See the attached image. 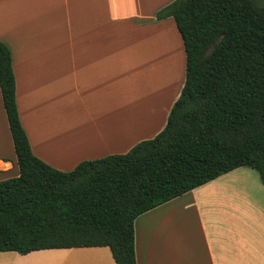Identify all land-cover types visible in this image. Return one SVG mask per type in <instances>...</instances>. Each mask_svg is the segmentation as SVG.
<instances>
[{
    "label": "crops",
    "instance_id": "1",
    "mask_svg": "<svg viewBox=\"0 0 264 264\" xmlns=\"http://www.w3.org/2000/svg\"><path fill=\"white\" fill-rule=\"evenodd\" d=\"M173 1L0 0V40L11 51L19 119L35 156L69 171L166 126L186 79L177 23L157 16ZM18 175L0 89V180ZM134 229L136 264H264V184L238 167L140 214ZM2 254L116 264L107 246Z\"/></svg>",
    "mask_w": 264,
    "mask_h": 264
},
{
    "label": "trees",
    "instance_id": "2",
    "mask_svg": "<svg viewBox=\"0 0 264 264\" xmlns=\"http://www.w3.org/2000/svg\"><path fill=\"white\" fill-rule=\"evenodd\" d=\"M186 79L166 126L125 153L61 171L35 156L21 125L11 51L0 40V89L19 175L0 180V252L110 248L136 264L134 221L241 166L264 184V0H175Z\"/></svg>",
    "mask_w": 264,
    "mask_h": 264
},
{
    "label": "rangeland",
    "instance_id": "3",
    "mask_svg": "<svg viewBox=\"0 0 264 264\" xmlns=\"http://www.w3.org/2000/svg\"><path fill=\"white\" fill-rule=\"evenodd\" d=\"M161 30H163L164 29V31L165 32H167V27H162L161 26ZM177 63H178V66H177V64H176V67H173V70L171 69L170 70V73L168 74V76H169V78H170V84L169 85H171L172 84V86L173 85H175L174 83V81L175 80H172V78L175 76V74L177 75H181V63H180V61H177ZM176 78H177V76H176ZM165 85V84H164ZM164 85H162L161 86V88H160V90L161 89H163L164 88ZM3 252H1L0 253V264H58L61 260H62V258H60V257H53V258H50V259H48V260H43V261H32V260H27V261H24L23 263L22 262H19V261H13L10 257H5V256H8V255H5V254H2ZM64 259H66V258H64Z\"/></svg>",
    "mask_w": 264,
    "mask_h": 264
}]
</instances>
